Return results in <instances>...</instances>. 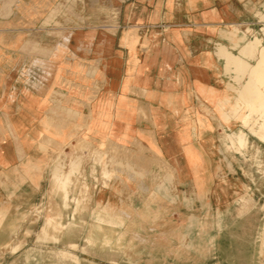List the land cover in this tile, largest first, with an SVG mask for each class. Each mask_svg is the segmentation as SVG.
<instances>
[{
    "label": "rangeland",
    "instance_id": "1",
    "mask_svg": "<svg viewBox=\"0 0 264 264\" xmlns=\"http://www.w3.org/2000/svg\"><path fill=\"white\" fill-rule=\"evenodd\" d=\"M102 1L0 0V47L38 50L51 45L57 61H68L66 57H75L68 51L92 41L99 44L103 33L136 29L133 24L115 27V20L104 18ZM223 29L234 50L226 38L220 43L230 50L218 44L217 54L224 59V72L237 83L238 96L209 101L211 111L205 101L193 98L181 115L182 84L167 86L176 92L175 99L160 98L152 119L158 123L159 142L173 146L163 150L173 157L166 168L117 147L127 142L115 135L104 159V145L88 138L89 81L80 75L87 69L77 70L79 80H72V88L60 84L78 95L81 132L72 136L68 131L55 147L49 146L45 171L31 174L30 185L2 205L0 264H264V92L258 86L264 71L262 79L261 74L254 78L260 70L257 51L264 50V0H250V21L227 23ZM21 52H2L0 62L21 61ZM78 55L80 61L92 57ZM59 71L66 75L72 70ZM198 71L175 70V78L184 73L193 90ZM9 75L24 78L28 73L0 71V77ZM55 100L63 109L70 105L64 95ZM115 103L112 93L111 109ZM126 110L132 113V108ZM216 112L223 114L224 123ZM62 118L54 122L53 115L47 117L50 124L70 129V118ZM97 119H91V128L103 126ZM120 119L123 127L134 126L131 117Z\"/></svg>",
    "mask_w": 264,
    "mask_h": 264
},
{
    "label": "crops",
    "instance_id": "2",
    "mask_svg": "<svg viewBox=\"0 0 264 264\" xmlns=\"http://www.w3.org/2000/svg\"><path fill=\"white\" fill-rule=\"evenodd\" d=\"M102 2L105 5L103 17L109 22L115 20V27L125 28L133 24L136 29L119 31L115 28L116 33H103L99 44L94 45L92 41L68 51L75 53V57H66L68 61H57L56 48L51 45L38 50L9 45L0 47V53L10 55L22 50L21 61L13 64L0 62V71L8 69L18 73L22 69L28 73L24 78L11 75L0 77V211L7 200L30 185L31 174L45 171L49 146L55 147L59 137L68 131L72 132V136L81 132L76 124L80 115L78 95L60 86L65 84L72 88V80H79L77 70L80 68L96 69L91 72L86 70L80 75L89 81V103L85 110L88 138L91 135L93 144L104 145V159L105 151L110 148V143H114L110 137L115 135L117 140L125 139L127 142L116 146L129 150L135 158L144 156L151 166L166 168L170 164L173 157L163 155V150L173 146L159 142L158 123L152 119L156 116L160 98L173 103L176 92L168 90L167 86L175 82L182 84L181 115L191 108L193 98L205 101L211 111L209 101L217 104L229 95L231 101L238 96L235 90L237 83L224 72V59L218 56L217 48L218 44H222L220 41L228 38L231 50L222 45L230 51L234 50L233 41L223 27L235 21H250V0ZM112 10H115L114 16ZM97 33L95 31L93 35ZM196 39L198 46L194 45ZM235 49L238 52V47ZM80 53L83 56L91 53L92 57L80 61ZM37 55L36 62L32 61L31 57ZM192 68H199L192 81L193 90L190 79L187 81L184 73L175 78V70ZM60 69L72 71L65 75ZM112 93L116 100L113 109L110 107ZM21 94L24 95L22 99ZM58 95H64L70 103L67 108L63 109L55 100ZM127 108H132V113H128ZM48 115L55 117L54 122H61L62 116L66 115L70 118V129L67 125L50 124ZM216 115L224 123L223 114L216 112ZM126 117L132 118L134 126L123 127L120 118ZM92 118L102 119L103 126L93 125L91 128L89 123ZM230 119L233 120V117ZM187 139L192 141L190 127ZM142 148L147 151L142 152Z\"/></svg>",
    "mask_w": 264,
    "mask_h": 264
},
{
    "label": "bare ground",
    "instance_id": "3",
    "mask_svg": "<svg viewBox=\"0 0 264 264\" xmlns=\"http://www.w3.org/2000/svg\"><path fill=\"white\" fill-rule=\"evenodd\" d=\"M249 45H250V44H249ZM260 48H262V49H258V51H257V58H256L257 66H258V68H260V70H259V71L256 70V73H254V74H255V75H254V78H256L258 75H260L262 71H264V50H263V46L260 47ZM248 55H249V54H248ZM233 58H234V57H233ZM236 59H237V58H236ZM230 60H231V59H230ZM237 61L239 62L238 59H237ZM243 61H244V60H243ZM240 62L242 63V59L240 60ZM232 63H234V62H232ZM235 63H236V61H235ZM235 63H234V64H235ZM243 63H245V62H243ZM236 64H237V63H236ZM236 64H235V65H236ZM255 64H256V63H255ZM230 65H231V64H230ZM235 65H234V67H235ZM238 65H240V64H238ZM247 65H248V64H247ZM247 65H246V66H247ZM232 66H233V65H232ZM236 66H237V65H236ZM243 66H244V65H242V67H243ZM246 66H245V67H246ZM254 66H255V65H254ZM254 66L252 65V68H251V69H253ZM238 68H240V67H238ZM238 68H237V69H238ZM255 68H256V67H255ZM244 69H245V68H244ZM244 69H243V70L240 69V70L243 72ZM240 70H239V72H240ZM236 71H237V70H236ZM251 71H252V70L249 69V72H247V73H251ZM250 75H252V74H250ZM263 75H264V73H263ZM263 75L261 74V78H260V79H262V76H263ZM263 78H264V76H263ZM258 79H259V76H258ZM256 80H257V79H256ZM250 83H252V82H250ZM254 83H255V82H254ZM257 83H258V82H257ZM252 84H253V83H252ZM252 84H250V85H252ZM254 85H255V84H254ZM254 85H252V86H254ZM258 86H259L260 90H262V91L264 92V79H262V81L258 84ZM253 88H254V87H253ZM256 88H257V87H256ZM256 88H255V89H256ZM255 89H253V90L255 91ZM256 91H257V90H256ZM256 91H255V93H256ZM255 93H252V94H251V93L249 92V95H253V94L255 95ZM258 93H259V91H258ZM259 94H260V93H259ZM257 97H258V95L256 94V97H255V98H257ZM262 97H263V95H262ZM251 98H252V97H250V100H251ZM253 99H254V97H253ZM259 99H260V98H259ZM259 99H258V100H259ZM261 100H262V99H261ZM252 104H253V103H252ZM259 105H261V102H258V103H257V106H258V107H259ZM251 106H252V105H251ZM263 107H264V105L262 104V105H261V109H262ZM252 108H253V107H252ZM252 108H251V109H252ZM251 109H250V110H251ZM256 109H257V108H256ZM259 109H260V108H259ZM261 109H260V110H261ZM263 109H264V108H263ZM263 109H262V110H263ZM252 110H253V109H252ZM260 110H258V111H260ZM258 111H255V113H260V112H258ZM262 114H263V113H262ZM260 115H261V114H260ZM260 115H259V116H260ZM259 116H258V117H259ZM262 116H263V115H262ZM260 118H261V116H260ZM256 119H257V118H256ZM256 119H255V120H256ZM255 120H254V121H255ZM257 120H258V119H257ZM259 120H260V119H259ZM262 120L264 121V117H262ZM262 120H261V122H262ZM254 121H253V123H254ZM261 122H260V123H261ZM262 123H264V122H262ZM251 125H252V124H251ZM251 125H250V126H251ZM261 126H262V125H261ZM251 127H252V126H251ZM251 127H249V129H250ZM255 127H256V126H255ZM263 130H264V129H263ZM262 139H264V137H263Z\"/></svg>",
    "mask_w": 264,
    "mask_h": 264
}]
</instances>
